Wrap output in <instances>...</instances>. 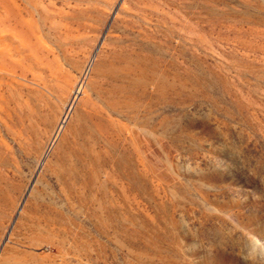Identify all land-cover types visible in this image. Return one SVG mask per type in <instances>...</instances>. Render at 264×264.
Masks as SVG:
<instances>
[{
    "label": "rangeland",
    "instance_id": "1",
    "mask_svg": "<svg viewBox=\"0 0 264 264\" xmlns=\"http://www.w3.org/2000/svg\"><path fill=\"white\" fill-rule=\"evenodd\" d=\"M0 264H264V0H0Z\"/></svg>",
    "mask_w": 264,
    "mask_h": 264
},
{
    "label": "bare ground",
    "instance_id": "2",
    "mask_svg": "<svg viewBox=\"0 0 264 264\" xmlns=\"http://www.w3.org/2000/svg\"><path fill=\"white\" fill-rule=\"evenodd\" d=\"M80 91H77V93H79Z\"/></svg>",
    "mask_w": 264,
    "mask_h": 264
}]
</instances>
